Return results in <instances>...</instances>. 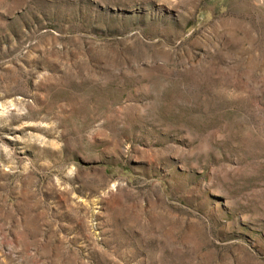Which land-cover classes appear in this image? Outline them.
Returning <instances> with one entry per match:
<instances>
[{
  "label": "rangeland",
  "instance_id": "rangeland-1",
  "mask_svg": "<svg viewBox=\"0 0 264 264\" xmlns=\"http://www.w3.org/2000/svg\"><path fill=\"white\" fill-rule=\"evenodd\" d=\"M0 264H264V0H0Z\"/></svg>",
  "mask_w": 264,
  "mask_h": 264
}]
</instances>
